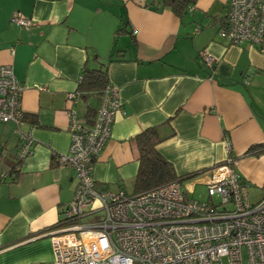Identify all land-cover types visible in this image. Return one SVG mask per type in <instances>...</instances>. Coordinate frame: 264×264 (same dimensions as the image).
I'll list each match as a JSON object with an SVG mask.
<instances>
[{
	"label": "crops",
	"instance_id": "crops-1",
	"mask_svg": "<svg viewBox=\"0 0 264 264\" xmlns=\"http://www.w3.org/2000/svg\"><path fill=\"white\" fill-rule=\"evenodd\" d=\"M226 8L195 0L178 16L161 0H0V65L25 87L24 121H0V264H55L49 228L77 181L55 155L68 151L70 109L91 120L100 103L93 93L67 100L86 67H106L122 108L92 164L97 187L136 193V136L155 127L156 149L189 196L196 177L227 157L264 194V151L247 153L264 144V45L221 37ZM16 13L36 23L19 26ZM20 133L32 140L22 159Z\"/></svg>",
	"mask_w": 264,
	"mask_h": 264
},
{
	"label": "built area",
	"instance_id": "built-area-1",
	"mask_svg": "<svg viewBox=\"0 0 264 264\" xmlns=\"http://www.w3.org/2000/svg\"><path fill=\"white\" fill-rule=\"evenodd\" d=\"M11 21L19 26L36 23L19 13ZM218 34L235 44H264V0H227ZM199 56L213 66L215 59L206 50ZM24 88L11 65H0L1 122L24 121ZM117 91L107 82L91 120L69 111L68 151L55 157L59 165L74 169L77 181L59 213V226L50 231L54 263L264 264V194L251 200L232 158L196 177L206 186L204 201L189 196L179 179L136 193L96 186L92 164L122 111ZM79 96L74 90L67 100L74 104ZM20 135L17 156L22 159L32 140Z\"/></svg>",
	"mask_w": 264,
	"mask_h": 264
},
{
	"label": "trees",
	"instance_id": "trees-1",
	"mask_svg": "<svg viewBox=\"0 0 264 264\" xmlns=\"http://www.w3.org/2000/svg\"><path fill=\"white\" fill-rule=\"evenodd\" d=\"M195 0H161V7H167L178 16L184 14L188 7ZM158 9V8H157ZM126 30L123 26L117 29L116 34ZM115 34V35H116ZM264 45V44H262ZM108 82L106 67L84 68L78 81V90L83 97L89 94H99L106 87ZM25 119V115H24ZM160 140L159 134L155 127H149L142 130L136 136V142L139 149L138 171L134 178L135 192L147 190L151 187L175 180L182 179L177 175L174 168L156 149V144ZM257 147V148H256ZM264 151V144L251 147L247 153L259 154ZM19 162V161H18ZM18 164L11 168L16 172ZM263 188V185H262ZM58 221L49 228L50 230L59 226Z\"/></svg>",
	"mask_w": 264,
	"mask_h": 264
},
{
	"label": "rangeland",
	"instance_id": "rangeland-1",
	"mask_svg": "<svg viewBox=\"0 0 264 264\" xmlns=\"http://www.w3.org/2000/svg\"><path fill=\"white\" fill-rule=\"evenodd\" d=\"M248 192H249V196L251 200L255 201L258 198V191L254 190L253 188H249ZM190 195L192 198L201 200V201L208 199L206 186L199 182L193 185V189ZM212 200L213 201L218 200L217 196H213ZM86 219H91V218L87 217Z\"/></svg>",
	"mask_w": 264,
	"mask_h": 264
}]
</instances>
